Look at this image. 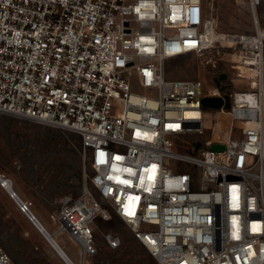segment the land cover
<instances>
[{
  "label": "built area",
  "instance_id": "1",
  "mask_svg": "<svg viewBox=\"0 0 264 264\" xmlns=\"http://www.w3.org/2000/svg\"><path fill=\"white\" fill-rule=\"evenodd\" d=\"M262 1L244 33L219 29L204 0H0V113L80 134L90 162L53 212L83 261L121 247L95 231L114 210L159 264H264ZM184 54L215 69L213 86L168 78ZM148 87L157 96L136 92ZM228 91L230 107L203 105ZM0 264H13L1 245Z\"/></svg>",
  "mask_w": 264,
  "mask_h": 264
},
{
  "label": "rangeland",
  "instance_id": "2",
  "mask_svg": "<svg viewBox=\"0 0 264 264\" xmlns=\"http://www.w3.org/2000/svg\"><path fill=\"white\" fill-rule=\"evenodd\" d=\"M204 4L207 14L214 18L219 29L244 33L254 31L248 0H204ZM259 17L264 28V0L259 6ZM220 68H225L230 75L234 74L233 69L225 63H221ZM214 70L208 65L200 64L198 58L193 54L173 57L167 62L168 78H197L201 81L205 90L213 86L211 78L214 77ZM136 92L149 96H157L158 93L154 87L138 88ZM5 115L17 118L18 121L0 118V174L13 181V187L19 197L31 202L32 211L36 213L48 230L53 232L58 229L55 239L74 263L96 264V257L99 253H103L101 256L110 255L113 250L104 249L95 256H87L83 261L80 244L67 230L61 229V222L53 215L54 210L60 206L56 203L57 200L60 201L67 194L79 196L82 191L81 188L77 195L75 193H65L50 197L48 194V190L54 189L55 191L57 182L63 180L62 177L51 175L55 169V165L50 164L53 158L56 156L59 160L65 158L67 164L75 162V159L71 158L73 152L71 153L69 142H67L68 134L59 130V127L51 126V129H48L47 127L50 125L9 114ZM61 132L64 135V140ZM38 136L58 140L55 145L53 143L52 155L46 160L47 154L45 153L43 156L38 151L43 150L41 144L35 143L39 138ZM169 138L175 143L173 136H169ZM33 144L38 146L37 152L36 149H33ZM173 150L176 151L177 148L173 146ZM33 151L34 154H32ZM39 154L42 155L39 156ZM81 155L82 160L87 159L82 151ZM43 158L45 163H43ZM166 161L170 166L176 164L173 159L167 158ZM84 167L86 168V166ZM35 191L37 192L36 196L34 195ZM14 199L0 183V240L2 241H0V245L9 252L13 264H68L48 241L44 233L40 229H35L31 223L32 221H29L30 219L25 212L23 213L19 208L16 198ZM95 229L101 239L102 229L96 224ZM121 237L123 240L122 234ZM128 244L130 245V243L123 241L121 246L124 248Z\"/></svg>",
  "mask_w": 264,
  "mask_h": 264
},
{
  "label": "trees",
  "instance_id": "3",
  "mask_svg": "<svg viewBox=\"0 0 264 264\" xmlns=\"http://www.w3.org/2000/svg\"><path fill=\"white\" fill-rule=\"evenodd\" d=\"M0 118H3L5 120L11 119L18 121L17 118L5 114H0ZM47 128L51 129V126H48ZM59 130H62L68 134L67 142H69L70 145L69 149L71 153L73 152V156L71 158H74L75 162L67 164L65 158H61L60 160L57 156L53 158V161L50 164L55 165V169L51 168L54 169V173L51 175L54 177H60V178L62 177L63 180L57 182L55 191L54 189H52L51 191L48 190L49 191L48 194L50 195V197L62 195L65 193H75L76 195L79 194L85 180V174L86 173L91 174L89 160L88 159L82 160L81 135L67 129L60 128ZM61 135L64 140L63 133ZM38 137L39 138L37 139V142L35 141V143L41 144L40 146L41 148H43V150H38V151H40L43 154V156L45 153L47 154L45 158L46 160L52 155L51 151H53L54 149L52 147L53 143L55 145V142H57L58 140H52L47 138L46 136L45 138L42 136H38ZM32 147H34L33 149H36L37 152L38 146L36 144H33ZM34 151L32 152V154H34ZM42 154H39V156H41ZM43 163H45V161ZM84 166H86V168ZM36 194L37 192L35 191L34 195L36 196ZM111 212L113 214L112 219L105 220L101 217H98L96 218V225H98V227L102 229V231L113 230L120 235L122 234L123 241H125L126 243H130V245L128 244L124 246V248L121 246L120 248L113 250V252H111L110 255L106 254L101 256V254L103 253L102 252L99 253L96 257V264H159L156 258L148 251V249L138 239L134 237L130 228L125 224V222H123V220H121L117 216L115 211L111 210ZM96 235L98 236L97 231H96Z\"/></svg>",
  "mask_w": 264,
  "mask_h": 264
},
{
  "label": "water",
  "instance_id": "4",
  "mask_svg": "<svg viewBox=\"0 0 264 264\" xmlns=\"http://www.w3.org/2000/svg\"><path fill=\"white\" fill-rule=\"evenodd\" d=\"M227 76L226 72H221L218 74V76H216V81L219 83L221 79H224ZM202 103L205 107L207 108H217L222 106L223 104L225 105V107H230L231 105V97H230V91L225 93V100L222 97H203L202 99ZM199 146V142H197L195 149H197V147ZM212 148L215 150H222L224 149V145L222 144H213ZM17 200L16 201H20V197L17 196ZM29 216V218H31V220H35L36 222H38V224H40L42 226V228L45 230L46 234L49 235L51 237V240L56 244V246L61 250V252L68 258V260L72 263L75 264L73 261H71V259L67 256V254L65 253V251L60 247L59 243L56 242L55 240V234L49 233L46 228L41 224V222L34 216V214L32 212H29V214H27Z\"/></svg>",
  "mask_w": 264,
  "mask_h": 264
},
{
  "label": "bare ground",
  "instance_id": "5",
  "mask_svg": "<svg viewBox=\"0 0 264 264\" xmlns=\"http://www.w3.org/2000/svg\"><path fill=\"white\" fill-rule=\"evenodd\" d=\"M14 198H16V200L18 199L16 196H14ZM31 219V218H30ZM35 225L44 233V235L46 236V238L48 239V241L52 244V246L59 252V254L61 255V257L68 263V264H72L68 258L61 252V250L56 246V244L51 240V237L49 235L46 234L45 230L42 228V226L40 224H38V222H36L35 220H32ZM55 238V237H54ZM56 240V239H55ZM57 242V241H56ZM60 245V244H59ZM61 247V246H60ZM62 248V247H61ZM63 249V248H62ZM64 250V249H63ZM65 251V250H64ZM66 253V251H65ZM67 254V253H66ZM67 256L69 257V255L67 254ZM70 258V257H69ZM71 259V258H70ZM71 261H73L71 259ZM76 264V263H75Z\"/></svg>",
  "mask_w": 264,
  "mask_h": 264
},
{
  "label": "crops",
  "instance_id": "6",
  "mask_svg": "<svg viewBox=\"0 0 264 264\" xmlns=\"http://www.w3.org/2000/svg\"><path fill=\"white\" fill-rule=\"evenodd\" d=\"M14 199V198H13ZM15 200V199H14ZM17 203V202H16ZM21 211V210H20ZM24 213V212H23ZM33 213H34V211H33ZM26 214V213H25ZM35 215H36V213H34ZM27 215V214H26ZM28 216V215H27ZM36 217H37V215H36ZM28 218H29V216H28ZM30 219V218H29ZM37 219L41 222V224L46 228V230L49 232V233H52V234H55V236H56V232L58 231V229H56V230H54L53 232L52 231H50V230H48V228L44 225V223L37 217ZM29 221H32L31 219L29 220ZM33 225H34V227H35V229H37V230H39V228L34 224V222L32 221L31 222ZM36 230V231H37Z\"/></svg>",
  "mask_w": 264,
  "mask_h": 264
}]
</instances>
